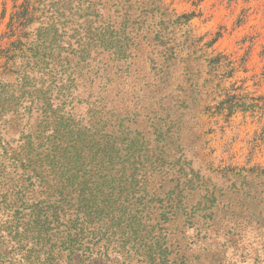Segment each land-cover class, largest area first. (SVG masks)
Segmentation results:
<instances>
[{
  "label": "rangeland",
  "instance_id": "374dc122",
  "mask_svg": "<svg viewBox=\"0 0 264 264\" xmlns=\"http://www.w3.org/2000/svg\"><path fill=\"white\" fill-rule=\"evenodd\" d=\"M141 1L0 0L36 85L0 129V264H264V0ZM173 48L180 139L144 95Z\"/></svg>",
  "mask_w": 264,
  "mask_h": 264
},
{
  "label": "trees",
  "instance_id": "16d2710c",
  "mask_svg": "<svg viewBox=\"0 0 264 264\" xmlns=\"http://www.w3.org/2000/svg\"><path fill=\"white\" fill-rule=\"evenodd\" d=\"M81 1V0H79ZM129 2H132V0H117V5L128 4V9L124 10V14H133L134 12V6L136 5H142L145 4L144 1L141 0H135V5L129 4ZM92 6V3H91ZM123 9V8H122ZM116 13L119 14L120 10H116ZM187 18L188 16H183ZM161 39V34L158 33L156 36ZM141 35L139 33L125 35L124 39L126 40H118L117 45H119L121 48H123L125 51L132 47V45L135 46V48H138L139 43L136 42L140 40ZM174 48L172 49L173 56L166 58L163 64L161 66L159 65V69H157V72L155 75L157 78H149L148 82L146 84V90H145V97H149L151 100H148L149 106L148 109H153V113H167V116L169 118H172L171 123L169 122V132L173 136H175L177 139H180L179 132L180 129H183L186 122L184 121V117L189 116L190 112H180L181 109L185 110L186 108L191 109L192 104H188L189 98H183L181 99L180 96H175L174 90H173V80L175 79V72H176V65H177V57H175ZM10 50H1L0 56L9 53ZM14 59V57H12ZM30 60V57L27 59ZM22 68L20 70H13L11 68L10 63L1 64L0 63V129L2 127H5V130L9 131V126L7 125V122L3 120V118L8 115L12 114L15 116L18 113L20 105L22 106L25 102V100L29 97L31 94V89L34 88L36 85L33 82V79L30 78L31 74L27 71L26 68ZM3 68V69H2ZM18 73L17 82L14 83L9 82L5 79V77L9 73ZM155 76V77H156ZM149 80H152L151 82ZM148 95V96H147ZM225 102H228L223 100L220 104L224 105ZM12 103L13 108L8 109L7 104ZM33 103H35L33 101ZM187 103V104H186ZM166 105V106H165ZM237 103L230 102L229 109L230 113H234L236 110ZM143 106V105H142ZM144 107V106H143ZM183 107V108H182ZM146 109V108H145ZM187 111V110H186ZM190 118V116L188 117ZM180 147V146H179ZM180 179L177 180L178 186L175 188V190L180 189ZM194 189V188H193ZM204 190L208 197L212 198L215 201V198L213 196L216 195V188H207L204 187ZM193 191V190H192ZM183 193L184 191L180 190L179 193ZM174 193V192H172ZM184 199H187V197L183 196ZM222 202V200H220ZM227 204V207L230 204V202H225ZM257 223L260 224L258 221ZM262 224H260V227ZM262 229V228H261ZM260 229V230H261Z\"/></svg>",
  "mask_w": 264,
  "mask_h": 264
}]
</instances>
